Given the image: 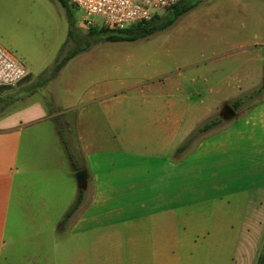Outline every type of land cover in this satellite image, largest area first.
<instances>
[{
  "label": "crops",
  "instance_id": "obj_1",
  "mask_svg": "<svg viewBox=\"0 0 264 264\" xmlns=\"http://www.w3.org/2000/svg\"><path fill=\"white\" fill-rule=\"evenodd\" d=\"M64 37L54 26L34 63L53 59ZM137 57L129 80L122 70ZM184 68L163 73L144 50L94 47L64 64L53 108L0 91V264H256L264 96L239 94L260 76L230 85ZM229 97L234 115L177 151Z\"/></svg>",
  "mask_w": 264,
  "mask_h": 264
},
{
  "label": "rangeland",
  "instance_id": "obj_2",
  "mask_svg": "<svg viewBox=\"0 0 264 264\" xmlns=\"http://www.w3.org/2000/svg\"><path fill=\"white\" fill-rule=\"evenodd\" d=\"M70 5L71 25L68 23L65 7L59 0H0V44L30 71V74L15 85H0V91L8 99L18 95L21 98L17 94L20 91L29 92L43 98L45 104L53 108L56 90L60 85L58 75L64 65L56 77L45 83H41L40 74L53 63L59 49L53 59L43 63H34V60L42 59L44 47L40 39L54 29V26L63 28L65 40L69 29L71 30L66 45L68 50L94 47L115 51L122 48L144 50L149 55L151 65L161 68L163 73H175L184 67H188L184 68L186 71L204 66L218 71L230 85L237 81L236 85L244 86L249 77L258 75L257 87L242 89L239 97L248 102L264 96V0H199L167 27L134 40H108L105 33H89L88 30L93 25L111 26L102 23L99 17H94L97 22L88 23L84 19V11ZM168 10V7L159 9L151 21L156 24L163 22ZM138 59L132 58L131 65L124 66L122 70L129 80L136 78L134 76ZM191 90L193 89L190 87H183L179 92L186 94ZM233 99L227 98L206 120L218 119V123L223 121L225 118L221 116L220 109L225 103L232 105ZM56 109L60 108L56 106ZM61 111L65 116L66 110ZM121 238L120 231L113 234V239Z\"/></svg>",
  "mask_w": 264,
  "mask_h": 264
},
{
  "label": "trees",
  "instance_id": "obj_3",
  "mask_svg": "<svg viewBox=\"0 0 264 264\" xmlns=\"http://www.w3.org/2000/svg\"><path fill=\"white\" fill-rule=\"evenodd\" d=\"M61 4L65 7L66 14H67V19L69 25H71V11H70V3H68L67 0H59ZM199 0H192V1H187V0H179L177 3L169 6V10L167 11L166 18L163 22L161 23H154L150 19L146 20H141L137 21L129 26L126 27H115V26H96L93 25L89 28L88 32L89 33H94V32H102L105 33V38L108 40H134L139 37H144L147 36L148 34L154 32L155 30L162 29L167 27L169 24H171L174 19L180 15L181 13L189 10L193 6L196 5V3ZM179 5V6H178ZM71 30L69 29L68 31V37L66 40L62 43V45L59 48L58 54L56 55L53 63L46 68L41 74H40V81L41 83H45L48 80L56 77L62 66L67 62V60L76 54L78 51L83 50L81 48L77 49H71L68 50L66 48V45L68 43L69 37ZM236 107L237 105L234 104ZM57 119V117H56ZM58 121V120H57ZM218 119H210L206 120L203 123H201L199 126H197L186 138V140L177 148V151L183 150L192 140H194L201 132L208 130L209 128L213 127L215 124L218 123ZM57 128L59 135L65 144V140L62 134V129L59 126V123L57 122ZM82 193L79 192L69 208L68 212H71L74 208H76L81 200ZM256 264H264V240L262 242L261 249L259 250V253L257 255L256 259Z\"/></svg>",
  "mask_w": 264,
  "mask_h": 264
},
{
  "label": "built area",
  "instance_id": "obj_4",
  "mask_svg": "<svg viewBox=\"0 0 264 264\" xmlns=\"http://www.w3.org/2000/svg\"><path fill=\"white\" fill-rule=\"evenodd\" d=\"M81 8L85 20L126 27L135 21L149 19L156 10L169 7L179 0H67ZM93 17V18H91ZM27 66L0 44V85H15L28 74Z\"/></svg>",
  "mask_w": 264,
  "mask_h": 264
},
{
  "label": "water",
  "instance_id": "obj_5",
  "mask_svg": "<svg viewBox=\"0 0 264 264\" xmlns=\"http://www.w3.org/2000/svg\"><path fill=\"white\" fill-rule=\"evenodd\" d=\"M263 77H264V62H263ZM235 110L230 103H225L221 109L220 114L223 118H229L234 115ZM75 179L79 187L85 186L86 171L84 169H78L75 171Z\"/></svg>",
  "mask_w": 264,
  "mask_h": 264
}]
</instances>
